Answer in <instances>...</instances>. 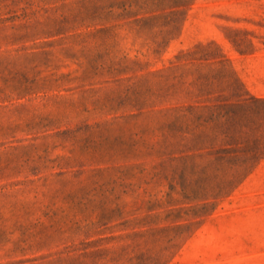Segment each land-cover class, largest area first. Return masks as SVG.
<instances>
[{"label": "rangeland", "instance_id": "obj_1", "mask_svg": "<svg viewBox=\"0 0 264 264\" xmlns=\"http://www.w3.org/2000/svg\"><path fill=\"white\" fill-rule=\"evenodd\" d=\"M0 264H264V0H0Z\"/></svg>", "mask_w": 264, "mask_h": 264}]
</instances>
